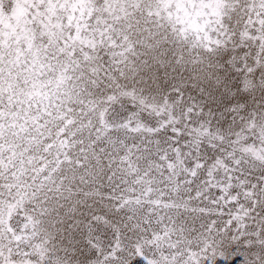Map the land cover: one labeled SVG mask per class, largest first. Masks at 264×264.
<instances>
[{
    "label": "snow or ice",
    "instance_id": "snow-or-ice-1",
    "mask_svg": "<svg viewBox=\"0 0 264 264\" xmlns=\"http://www.w3.org/2000/svg\"><path fill=\"white\" fill-rule=\"evenodd\" d=\"M0 264H264V0H0Z\"/></svg>",
    "mask_w": 264,
    "mask_h": 264
}]
</instances>
